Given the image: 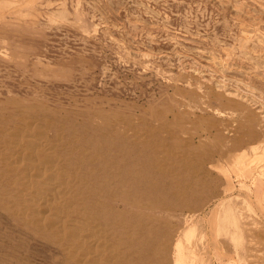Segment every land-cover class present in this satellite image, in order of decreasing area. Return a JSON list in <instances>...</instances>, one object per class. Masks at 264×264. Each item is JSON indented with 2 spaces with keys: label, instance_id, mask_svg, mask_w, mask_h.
<instances>
[{
  "label": "rangeland",
  "instance_id": "374dc122",
  "mask_svg": "<svg viewBox=\"0 0 264 264\" xmlns=\"http://www.w3.org/2000/svg\"><path fill=\"white\" fill-rule=\"evenodd\" d=\"M0 4V264H79L11 212L28 126L82 168L110 264H264L237 182L264 173V0Z\"/></svg>",
  "mask_w": 264,
  "mask_h": 264
},
{
  "label": "bare ground",
  "instance_id": "6f19581e",
  "mask_svg": "<svg viewBox=\"0 0 264 264\" xmlns=\"http://www.w3.org/2000/svg\"><path fill=\"white\" fill-rule=\"evenodd\" d=\"M25 128L19 127L12 131L13 140L9 146L18 150V154L5 158L7 168L9 167L6 173L14 174L18 186L12 199L11 212L17 213V216L24 218L27 224L43 231L50 239L54 238L53 241L63 247L62 251L70 260L81 264L92 258L93 263L110 264V260L105 261L106 254L109 255L116 250L114 246L108 245L103 232L99 229L101 224L98 221V211L96 209L97 213L87 214V210H90L89 204L84 200V196L76 194L72 187L73 184L76 187L81 185L79 190L84 193L82 168L75 166V169L69 172L63 167L65 164H70L72 159L69 155L63 158L62 155H57L56 145L61 138L52 140L49 137V132L53 131L50 127H46L48 130L44 131H36L30 126L27 127L28 129ZM86 155L87 151L83 150L79 158L80 162L92 163L94 158H88ZM151 166L159 171L166 170L161 164L154 163L153 159ZM138 176L140 178L141 175ZM9 183L15 184L13 181ZM92 205L94 207V204Z\"/></svg>",
  "mask_w": 264,
  "mask_h": 264
},
{
  "label": "crops",
  "instance_id": "0c3cea01",
  "mask_svg": "<svg viewBox=\"0 0 264 264\" xmlns=\"http://www.w3.org/2000/svg\"><path fill=\"white\" fill-rule=\"evenodd\" d=\"M1 6H6L2 5ZM250 179H247L249 178ZM238 182V186L240 183H244V185H249V202H250V209L252 211L251 220H250V241H255V239H259L258 236L264 234V173H254L250 176H244L241 182ZM227 189L229 190L232 188L230 181L226 180ZM239 189H243V187L239 186ZM244 194V193H243ZM253 203H256L257 210L253 209ZM264 239V235H263ZM201 259L196 258V262L198 261L199 264H206Z\"/></svg>",
  "mask_w": 264,
  "mask_h": 264
}]
</instances>
